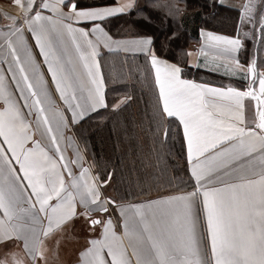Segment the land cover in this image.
<instances>
[{"label": "crops", "instance_id": "crops-1", "mask_svg": "<svg viewBox=\"0 0 264 264\" xmlns=\"http://www.w3.org/2000/svg\"><path fill=\"white\" fill-rule=\"evenodd\" d=\"M137 6L0 0V264H264V73L239 62L242 39L200 30L187 66L245 87L190 81L150 38L97 23ZM137 56L181 127L195 189L117 205L75 129L107 108V85Z\"/></svg>", "mask_w": 264, "mask_h": 264}, {"label": "trees", "instance_id": "trees-1", "mask_svg": "<svg viewBox=\"0 0 264 264\" xmlns=\"http://www.w3.org/2000/svg\"><path fill=\"white\" fill-rule=\"evenodd\" d=\"M66 1L76 9L115 4V0ZM97 23L113 38H150L157 57L177 64L184 79L197 83L245 87L237 80L187 66V52L199 43L200 30L241 38L239 62L253 64L258 77L264 69V1L253 22L258 31L252 29L250 37L241 34V12L218 0H143L130 12ZM136 59L138 65L133 68L121 65V83L107 85V108L89 115L75 129L94 175L104 184L105 198L117 205L195 189L181 127L174 118L162 114L152 79L141 70L144 58ZM127 74L132 77L128 81ZM123 98L126 104L113 111V104Z\"/></svg>", "mask_w": 264, "mask_h": 264}, {"label": "rangeland", "instance_id": "rangeland-1", "mask_svg": "<svg viewBox=\"0 0 264 264\" xmlns=\"http://www.w3.org/2000/svg\"><path fill=\"white\" fill-rule=\"evenodd\" d=\"M244 1L245 0H242L241 6L237 7L238 10L241 12V22H242L241 34L242 36L250 37L252 29H255L256 32L258 31L256 27L254 28L253 22L256 18V13L260 7V4H262L264 0H247L246 3ZM142 3L143 0H138V6L141 5ZM262 72L264 73V69L261 70V73ZM71 241L72 242L75 241L78 245H82V243L84 242V237H70L69 243Z\"/></svg>", "mask_w": 264, "mask_h": 264}]
</instances>
